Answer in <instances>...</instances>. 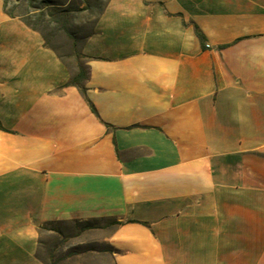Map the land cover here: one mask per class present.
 I'll return each instance as SVG.
<instances>
[{"label":"crops","instance_id":"obj_1","mask_svg":"<svg viewBox=\"0 0 264 264\" xmlns=\"http://www.w3.org/2000/svg\"><path fill=\"white\" fill-rule=\"evenodd\" d=\"M80 53L0 0V264H264V0H108Z\"/></svg>","mask_w":264,"mask_h":264},{"label":"rangeland","instance_id":"obj_2","mask_svg":"<svg viewBox=\"0 0 264 264\" xmlns=\"http://www.w3.org/2000/svg\"><path fill=\"white\" fill-rule=\"evenodd\" d=\"M108 0H4L5 10L21 16L31 26L38 29L45 43L57 51L68 64L73 77H78L84 69L80 47L91 33L94 23ZM78 223L52 224L43 227L46 234L41 257L51 262L63 261L59 255L66 241L67 230L78 229ZM49 230H56L55 233Z\"/></svg>","mask_w":264,"mask_h":264},{"label":"trees","instance_id":"obj_3","mask_svg":"<svg viewBox=\"0 0 264 264\" xmlns=\"http://www.w3.org/2000/svg\"><path fill=\"white\" fill-rule=\"evenodd\" d=\"M12 15V14H11ZM26 22V21H25ZM28 25H30L28 22H26ZM31 26V25H30ZM33 27V26H32ZM34 28V27H33ZM36 29V28H35ZM195 31L197 33V35L199 36V38L201 39L203 45H204V36L203 34L200 32L199 28L196 26L195 27ZM86 77V71L82 70L80 75L78 77H73L71 80V83L75 84V85H80L82 80Z\"/></svg>","mask_w":264,"mask_h":264}]
</instances>
